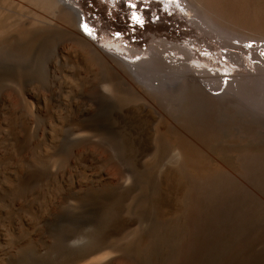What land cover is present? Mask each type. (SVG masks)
<instances>
[{
    "label": "rangeland",
    "instance_id": "obj_1",
    "mask_svg": "<svg viewBox=\"0 0 264 264\" xmlns=\"http://www.w3.org/2000/svg\"><path fill=\"white\" fill-rule=\"evenodd\" d=\"M220 1L264 21V0ZM74 2L81 21L92 15L100 36L112 30L134 36L123 0ZM0 4V264H90L121 250H133L140 264H173L191 208L205 218L208 236L198 241L206 247V256L199 253L203 264H238V248H251L254 216L264 218V71L241 72V86L219 99L208 97L192 76L178 83L147 72L156 51L166 71H184L162 65L163 46L224 36L203 20L192 25L176 7L184 20L161 12V22L139 31L149 45L145 51L124 57L116 40L114 47L98 40L134 60L143 78L100 51L125 78L93 54L97 75L78 80L58 64L49 66L56 48L72 42L59 30L48 38L35 32L36 21L60 20L54 0ZM158 7L148 6L142 15L153 16ZM186 12L207 19L201 8ZM131 13L139 22L141 15ZM221 31L227 33L223 41H264L243 30ZM180 154L191 156L202 177L183 168Z\"/></svg>",
    "mask_w": 264,
    "mask_h": 264
},
{
    "label": "bare ground",
    "instance_id": "obj_2",
    "mask_svg": "<svg viewBox=\"0 0 264 264\" xmlns=\"http://www.w3.org/2000/svg\"><path fill=\"white\" fill-rule=\"evenodd\" d=\"M48 1H51V0H48ZM139 1H141V0H128L127 5H128V7H132V4H136V2H139ZM142 1L153 2L154 0H142ZM178 1L180 3H182L183 6H176V7H180L182 9V12L184 10L187 17L188 16L190 17V19L188 21L194 26H197V27L202 26V25H204L203 21H205V24L207 22L209 25L211 23V25L213 24V26H216V28H218L219 33L224 35V36H227V33H224L223 31H221V28L223 30H229V31L230 30L234 31L236 29L237 30H243V31L248 32L249 34H251V33H252V35L256 34V35H259L262 38H264V21L259 19V17L256 15H254V16H241L240 14L238 15V11H236L232 8H228L220 0H178ZM75 3L76 2H74V0H54L53 6L56 8L57 13L59 14L60 20H58V21H56V20L55 21H53V20L36 21L37 26L35 27L36 28L35 32L38 35H42L44 37L47 36L46 38H48V36L51 37L50 35L52 34V31L59 30L66 40L72 42V44L70 46L68 45V48H65L63 46H58L56 48L54 58L51 59V61L49 62V66L52 69H55V67L58 64L59 68L61 70H63L64 72L71 73L78 80L82 78V79H85V81H86V79L94 78L95 75H97V73H98L97 64L94 62V60L92 58L93 54H96V55L98 54L97 56L100 57L101 63H103L104 67L107 68L108 71L110 70V72L115 77H117L119 79H124L125 76L123 74V71L118 68V66L116 65L117 62L115 63L114 61L104 57L100 53V51H102V52H105L108 56L115 58L116 60H118L122 64H125V66H127V68L130 70V72L132 74H134L136 77H138V79L143 78L142 74H140L138 72L139 70L137 71V69H135V67H137L136 66L137 63L134 60H126L123 57H121L120 55H118L117 53H115L114 51H112L109 47L98 42L96 35L89 32V30H90L89 26H87V24L84 21L82 22L80 20V18L78 17V14H77L78 11H77L76 7L74 6ZM191 6L198 7V8L205 10V16L207 17V19L206 20L204 18L200 19L201 21L203 20L201 22L198 19V16L194 17V15L192 14L193 15L192 16L191 13H189L190 14L189 15L186 12V9H188ZM176 9L178 10V8H176ZM0 11H1V9H0ZM182 12H181V14H182ZM136 15H138V14H136ZM1 17L2 16L0 14V20H1ZM199 18H202V17H199ZM81 24H82L85 32H83L81 30V28H80ZM3 28H4V25H3ZM0 30H1V28H0ZM224 36H221L220 38H223ZM0 38H1V33H0ZM224 38H227V37H224ZM252 40H254V41H252ZM86 41H88V42H86ZM257 41H258V39H247V38L246 39L234 38V39H230L229 41H223L225 43V45L227 46L228 52H227V55L225 58H226V64L229 67L228 72L224 73L223 75L227 76L228 81L226 83V86H225L223 92L220 95L209 96L208 94H206L202 90L208 97H210L212 99H219V98L224 97L228 93H230V92L233 93V91L237 90L239 88V85L241 86V83H242V82L238 81V87H237V84H236L237 83V76H239L241 74V72L251 74V73H254L256 71H260V72L264 71V68H263L264 67V58H262V60L259 62V65L251 64V62L254 63V60H252L254 58L253 57L254 51H253V49L247 50L242 45V42H246V43L255 42L256 43ZM261 41H263V40H261ZM263 43H264V41H263ZM170 48L177 49V51H179V52H181V54H183V56H184L183 58H185L186 50L181 45H179L178 47L173 45L172 47L170 46ZM248 54L250 55L249 58L246 57V56H248ZM158 55H159V53L157 51L151 54L150 60L146 63L147 64V66H146L147 72H149L151 74L156 73V74H160L161 76L170 77L173 79V81H176L178 83H181V82L184 83L186 80L190 79V77L192 76L193 79L200 86L199 80L188 69L186 62H183V64H181L180 66H177V67H169V66L164 64L166 67L170 68L169 69L170 71H172V69H174V70L179 69L180 70L181 68H184V71H182V72H178V71L168 72L164 69V67H162L160 65V58H158ZM249 64L252 65L253 70L252 71L251 70L245 71L246 70L245 66H247ZM162 65H163V63H162ZM147 72H145V74ZM143 74H144V72H143ZM56 77H57V75H56ZM16 80H18V79H16ZM54 83H55V81H54ZM71 83H72V81H71ZM89 83H90V81H89ZM73 85H75V84H73ZM127 85H128V83H127ZM258 86H257V89H259ZM20 87H22V85ZM142 94L144 95L143 92L141 93V95ZM0 96H1V94H0ZM21 97H23V95H21ZM0 99L2 100V97ZM22 99L24 100V98H22ZM25 108H26V106H25ZM180 157H181V161H182V166L185 170H192L196 174V176L202 177L203 173L201 172L202 171L201 167L193 165L191 163V161H190L191 156H189L187 154L186 155L180 154ZM255 192L258 194L257 196H260V198H261V196L263 194V190H262L261 186L260 187L256 186ZM256 200L258 201L259 199H256ZM262 200H264V199H262ZM257 206H258L257 203H255L256 208H257ZM191 210L192 211H190L189 216L185 217L184 230L182 231L183 234H182V237L180 238L181 243L179 245V250L176 252L177 257H174V258H176L174 263L172 261L173 264H203V260L201 259L202 257L199 256V253H201V254L205 253L206 247L203 246L205 243L201 246L198 245L200 243V242L198 243V241L199 240L202 241V239L205 240V238L208 236L207 231L205 230V222H204L205 220L203 221V219H205V218H203V219L200 218L196 213H194L195 210L193 208H191ZM259 212H260V210H259ZM257 214H259V213L257 212ZM254 218H255L254 225H253L254 231L252 233H250V236L252 234V236H251L252 240L250 237H249V239L247 237L248 241L251 240V243H250L251 248L244 247L245 245L242 246L241 248H238V264H264V218H262V216H258V215H255ZM182 223H183V221H182ZM243 225H245V224H243ZM249 226H250V224H249ZM244 234H245V232H244ZM245 236H248V234L244 235L243 237H245ZM142 237L144 238V236H142ZM105 241H107V240L101 239V241H99V244L100 245L103 244L102 246H104L105 249L108 250L110 248L109 251H112L113 248H111L109 245H107ZM70 242H68V243H70ZM73 243H75V242L72 241V244ZM200 244H202V243H200ZM174 245H176V244H174ZM205 246H207V245H205ZM68 249H69V247H68ZM30 252H32V251H30ZM109 254H110L109 252L103 254L100 258L96 259L94 262H92L90 264H140L138 258L136 257L135 253L133 252V250H126V251L121 250V253L119 255H114V256H108ZM174 255L175 254H173V256ZM205 256H206V253H205ZM105 257H107V258L103 261V259ZM170 258H173V257H170Z\"/></svg>",
    "mask_w": 264,
    "mask_h": 264
},
{
    "label": "built area",
    "instance_id": "obj_3",
    "mask_svg": "<svg viewBox=\"0 0 264 264\" xmlns=\"http://www.w3.org/2000/svg\"><path fill=\"white\" fill-rule=\"evenodd\" d=\"M124 7L128 9V21L129 27L132 28L131 33L134 34L132 39H127V37L123 36L121 30H112L109 35L100 36L97 31V26L95 25L94 18L91 17L90 19H85V23L88 24L89 28L93 32L94 35L98 34L97 38L99 42L104 43L106 45H110L114 47L110 42L116 40L118 42V47L124 50L125 55H130L132 52L145 51L149 45H145L143 37L140 35V30L144 28L148 22L150 23H158L161 22L164 17H162V11L166 12L167 17L171 16L172 14L178 13L182 16L179 10L176 9V6H183L178 0H154L153 3L151 2H141L136 4H132V8H127V1L123 0ZM130 6V5H129ZM136 6L138 8L136 9ZM148 6H159V12H154V15L151 16V13L147 15L143 14L142 10H147ZM135 10L141 15V19L138 22L134 20L135 17L131 12ZM183 18V16H182ZM83 19V20H84ZM82 20V22H83ZM184 20V18H183ZM187 26L188 22H183ZM136 23V25H135ZM192 26V25H188ZM194 27V26H193ZM81 30L84 31L83 26L81 25ZM196 28V27H195ZM198 29V28H196ZM200 30V29H198ZM204 33L203 30H200ZM85 32V31H84ZM181 33V32H180ZM183 33V32H182ZM254 41V40H252ZM177 44H180L186 50V56L183 58V55L180 52H177L176 49H172L169 47H164L159 50L161 53V61L163 64L169 67H177L186 62L188 69L193 73V75L199 80L200 88L209 96H217L220 95L228 81L226 75L224 73L228 72L229 67L226 64V55H227V46L221 40L220 37L214 35H206L204 38H191L186 37L183 40L179 41ZM242 45L245 49H253L254 55L253 59L254 63L251 64L259 65V62L264 58V43L261 40H258L256 43L253 42H242ZM133 46L135 49L133 50ZM247 58L250 57L246 56ZM135 60H139L136 58ZM249 64L250 66H252Z\"/></svg>",
    "mask_w": 264,
    "mask_h": 264
},
{
    "label": "clouds",
    "instance_id": "obj_4",
    "mask_svg": "<svg viewBox=\"0 0 264 264\" xmlns=\"http://www.w3.org/2000/svg\"><path fill=\"white\" fill-rule=\"evenodd\" d=\"M162 12H165V11H162Z\"/></svg>",
    "mask_w": 264,
    "mask_h": 264
},
{
    "label": "crops",
    "instance_id": "obj_5",
    "mask_svg": "<svg viewBox=\"0 0 264 264\" xmlns=\"http://www.w3.org/2000/svg\"><path fill=\"white\" fill-rule=\"evenodd\" d=\"M84 32V31H83Z\"/></svg>",
    "mask_w": 264,
    "mask_h": 264
},
{
    "label": "snow or ice",
    "instance_id": "obj_6",
    "mask_svg": "<svg viewBox=\"0 0 264 264\" xmlns=\"http://www.w3.org/2000/svg\"><path fill=\"white\" fill-rule=\"evenodd\" d=\"M86 27V26H85Z\"/></svg>",
    "mask_w": 264,
    "mask_h": 264
}]
</instances>
